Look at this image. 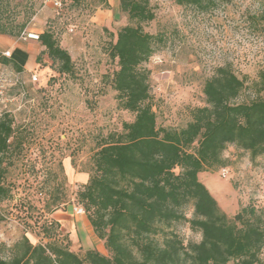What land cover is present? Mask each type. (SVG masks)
<instances>
[{
	"label": "rangeland",
	"instance_id": "obj_1",
	"mask_svg": "<svg viewBox=\"0 0 264 264\" xmlns=\"http://www.w3.org/2000/svg\"><path fill=\"white\" fill-rule=\"evenodd\" d=\"M2 1L3 21L25 25L19 35H6L24 46L12 58L23 71L0 63L5 80L0 116L10 114L14 128V141L5 156L11 196L0 203L2 258L10 256L23 236L35 245L44 244L48 235L59 241L62 233L68 235L56 225L50 226V211L56 205L57 210H64L76 204L82 185L71 174H91L92 157L107 136L122 133L123 123L133 120V114L119 106L111 85L118 68L108 49L123 26L140 25L162 40L142 65L148 71L149 103L157 127L185 128L192 110L206 105L204 84L219 67L229 68L245 81L235 103L257 96L254 83L264 70V22L257 18L264 0H213L204 9L147 0L154 19L140 24L128 19L119 0ZM54 2L61 6L55 7ZM43 31L51 32L69 53L71 74H59L58 64L41 54L39 42L26 37ZM33 74L37 82L31 81ZM195 148L196 144L190 151ZM222 156L223 167L198 173V180L220 209L228 218L248 204L264 211V154L251 159L247 151L228 145ZM223 169H227L225 175ZM183 212L192 218L191 203ZM68 219L70 242L71 238L85 240L81 224ZM157 226L158 233L150 240L161 248L167 240L186 247L201 239L200 232L190 229L184 220ZM260 259L264 261V248Z\"/></svg>",
	"mask_w": 264,
	"mask_h": 264
},
{
	"label": "trees",
	"instance_id": "obj_2",
	"mask_svg": "<svg viewBox=\"0 0 264 264\" xmlns=\"http://www.w3.org/2000/svg\"><path fill=\"white\" fill-rule=\"evenodd\" d=\"M179 6L204 9L213 0H168ZM5 2L0 0V36L14 37L24 24L3 21ZM132 22L147 23L154 13L147 0H119ZM264 22V8L257 18ZM11 25V26H10ZM10 26V27H9ZM162 40L144 32L140 25H125L116 34L108 55L117 61L111 78L119 106L133 114L120 134H109L92 157L93 170L76 193V204L84 210L95 234L104 239L108 256L96 250L70 251L66 236L61 241L48 235L44 244L32 245L23 236L0 264H264V211L248 204L232 217L220 209L198 173L223 167L228 145L247 151L251 159L264 154V70L254 83L257 96L235 103L245 87L229 68H217L203 87L206 105L191 112L185 128L170 130L156 126L149 103L148 71L142 65ZM41 54L58 64L59 74H71L73 62L49 31L38 34ZM39 59V58H38ZM0 63L23 71L0 50ZM262 94V96H260ZM14 141L13 119L0 116V203L11 196L6 184V154ZM196 144L194 152L190 148ZM177 170V172H176ZM85 174V173H84ZM58 200L55 201V204ZM191 203L192 218L183 208ZM51 210V215L58 209ZM184 220L200 232L198 243L178 246L167 240L163 248L150 236L158 224ZM58 223L52 218L50 226ZM47 232V229L45 230Z\"/></svg>",
	"mask_w": 264,
	"mask_h": 264
},
{
	"label": "crops",
	"instance_id": "obj_3",
	"mask_svg": "<svg viewBox=\"0 0 264 264\" xmlns=\"http://www.w3.org/2000/svg\"><path fill=\"white\" fill-rule=\"evenodd\" d=\"M22 47H24V46L18 44L17 42L12 40L10 37L0 36V50L4 54L7 53L9 55V57L13 58L14 51H21ZM15 60H17V59H15ZM70 178L75 179V180H77L83 184L86 183V181H87V175L84 173L73 172L71 174ZM76 207H78V206L75 204L68 205L66 207V209L57 210L52 214V218L58 223L59 231L61 233H62V231L63 232H69L67 234L71 235L70 231L68 230V226H67L68 225L67 223L70 222L68 219L69 217L73 218V221L75 223L81 224L82 229L85 232V234H84L85 240H82L80 238H78V239L77 238H75V239L71 238L72 242H70L68 235H65L62 233L63 236L67 237L68 247H69L70 251L75 252V253H82V252L87 251V250H96L99 253H101L102 255L108 256V252L105 248V244L101 243L100 241H98L95 238L96 234L93 231V228H92V230L90 229V226H89L90 223H89L86 215L85 214H77L75 212ZM76 231L79 232L78 229Z\"/></svg>",
	"mask_w": 264,
	"mask_h": 264
},
{
	"label": "built area",
	"instance_id": "obj_4",
	"mask_svg": "<svg viewBox=\"0 0 264 264\" xmlns=\"http://www.w3.org/2000/svg\"><path fill=\"white\" fill-rule=\"evenodd\" d=\"M54 6H55V7H60L61 4H60L59 2H54ZM26 37H27V39H30V40H32V41H38V34L28 33V34L26 35ZM4 55H5V56H8L7 53H5ZM31 81H32V82H37V81H38V78H37V75H36V74H33V75L31 76ZM4 82H5V80H4V76H3V74H2L1 71H0V97H1L2 94H3V90H4ZM221 172H222L223 175H225V173L227 172V169H223ZM75 212H76L77 214H84V210H83L81 207H76V208H75Z\"/></svg>",
	"mask_w": 264,
	"mask_h": 264
}]
</instances>
